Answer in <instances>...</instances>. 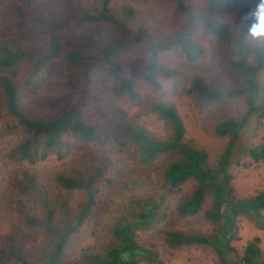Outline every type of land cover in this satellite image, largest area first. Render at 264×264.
Instances as JSON below:
<instances>
[{"label": "trees", "instance_id": "obj_1", "mask_svg": "<svg viewBox=\"0 0 264 264\" xmlns=\"http://www.w3.org/2000/svg\"><path fill=\"white\" fill-rule=\"evenodd\" d=\"M83 1L65 0L78 11L73 29L106 26L109 42L66 45L43 24L54 19L48 0H0V200L14 219L0 224V264H166L159 241L145 246L154 237L168 264H264V183L238 184L240 168L264 170V136L244 149L247 161L234 159L248 127L258 137L264 124V48L248 36L260 0H228L238 17L208 24L236 78L227 88L163 63L172 43L198 60L192 33L146 40L145 28L134 34L112 14L111 0H89L85 11ZM208 1L209 15L225 4ZM125 49L140 71L114 59ZM56 79L62 95L30 112L21 91ZM87 230L113 242L93 245Z\"/></svg>", "mask_w": 264, "mask_h": 264}, {"label": "rangeland", "instance_id": "obj_2", "mask_svg": "<svg viewBox=\"0 0 264 264\" xmlns=\"http://www.w3.org/2000/svg\"><path fill=\"white\" fill-rule=\"evenodd\" d=\"M208 3V0H111L109 8L113 15L121 17L120 19L126 22L134 34L143 35L139 32V28H145L146 33L143 38L146 40L151 39L162 42L167 40L174 41L187 31L192 33V39L202 49L201 58L194 63L187 62L185 58L179 56L181 47L172 45V43V47L164 52L162 56L163 63L169 67L182 71L188 78L198 74H205L210 76L211 81L220 88H227L232 85L233 80L236 78H234L233 74L229 72V70L217 58V48L214 46L215 41L209 30L208 24L214 23L217 20L229 24L237 18L238 15L232 14V8L228 5L225 6V4L222 5L221 2L217 3L218 7L216 9L213 8L211 15H209L210 5ZM48 4L50 9L53 10L54 19L52 21L45 19L43 20V24L45 27L49 28V31H58L67 35L66 39L64 38L67 42L66 45H79L84 48L89 46L90 48L99 43H107L114 36L111 29L103 25H85L77 32L72 27L73 18L75 17L76 20L78 13L77 9L74 10L76 7L72 6L74 8L72 9V13L71 9L66 6L65 0H48ZM91 4L92 3L89 0H84L82 2V9L84 11L90 9L92 6ZM228 4L230 5V3ZM130 7H132V13L128 16L126 14L130 13ZM201 19H203V22H200ZM7 36V34L0 31V40ZM249 42L251 44L255 43L251 38ZM116 59L126 67H134L135 72L140 71L136 68L135 50L128 49L121 51ZM219 62L222 65L219 64ZM58 83L57 79L55 84L52 83V81H49L36 93H31V90L23 89L21 91L23 105L34 114L37 113L38 110L39 112L46 110L49 106V99L56 100L57 97L62 95L63 88L62 86H58ZM164 83L171 88L176 85H183L180 81V77H165ZM177 99L178 98L175 100ZM152 102V98H148L146 100L147 106H150ZM254 129H256V124H251L236 145L234 159L238 158L241 163L247 161V156L243 155L246 153V150L244 149L253 141V136L256 138L264 136V124L262 132L258 137L253 134L252 131ZM5 139L8 140L7 138ZM3 140L4 139H0V142ZM11 140L15 139L12 138ZM206 141L214 145V140L206 139ZM0 154L1 156H4V153ZM261 169L262 168H254L252 170H245L240 168L238 175V184L241 185V187H239L240 192H242V189L244 188L264 183V170ZM4 185L5 183L0 184V197ZM188 187H190V184L187 185L186 188ZM176 203L177 201L176 199L174 200V198L169 200L168 207L170 208V212L173 211ZM8 206L9 205L6 202L0 200V224H12L14 222V219H10L11 213L8 212ZM95 226L99 227L98 224ZM258 233L261 234L262 232L259 231ZM85 234L89 237V243H92L93 245L96 242H113L112 237L109 234L98 232L94 237H90L89 230H87ZM154 240L159 241L160 244L159 259L166 264L171 263L172 259L168 256L165 248L162 246L161 239L158 237L146 239V248L153 251L152 242ZM142 261L143 262L140 264H153L150 263V260L148 259Z\"/></svg>", "mask_w": 264, "mask_h": 264}, {"label": "clouds", "instance_id": "obj_3", "mask_svg": "<svg viewBox=\"0 0 264 264\" xmlns=\"http://www.w3.org/2000/svg\"><path fill=\"white\" fill-rule=\"evenodd\" d=\"M210 5V4H209ZM218 7V4L216 3L215 6L213 8H217ZM210 10V9H209ZM212 13V12H211ZM252 15L255 16V19H256V23H254L249 29H248V36L251 37L252 41H255L257 42V44L259 46H261L262 48H264V0H260V2L257 4L256 6V11L254 13H252ZM220 20H217L215 21L214 23H217L219 22ZM221 22V21H220ZM184 34L186 35H189V31L188 32H185L183 33L178 39L174 40V41H177V40H180V38L184 36ZM181 38V39H182ZM191 39H192V36H191ZM173 41V42H174ZM192 41L194 43H196L193 39ZM109 42V41H108ZM197 44V43H196ZM198 45V44H197ZM176 46L178 47H181L180 44H177ZM198 47H200L198 45ZM126 50V49H125ZM201 50V54H200V57L198 58V60L201 58V55H202V49L200 48ZM124 51V50H122ZM121 52V51H120ZM119 52V53H120ZM118 53V54H119ZM181 53V52H180ZM117 54V55H118ZM164 54V53H163ZM163 54H161V57L163 56ZM117 55L114 57V59L117 58ZM180 56V54H179ZM117 60V59H116ZM197 60V61H198ZM188 61V60H187ZM189 62V61H188ZM196 62V61H195ZM120 63V62H119ZM194 63V62H192ZM121 64V63H120ZM173 68V67H172ZM176 69V68H174ZM178 70V69H177Z\"/></svg>", "mask_w": 264, "mask_h": 264}, {"label": "snow or ice", "instance_id": "obj_4", "mask_svg": "<svg viewBox=\"0 0 264 264\" xmlns=\"http://www.w3.org/2000/svg\"><path fill=\"white\" fill-rule=\"evenodd\" d=\"M227 4H228V0H225V6H227Z\"/></svg>", "mask_w": 264, "mask_h": 264}]
</instances>
